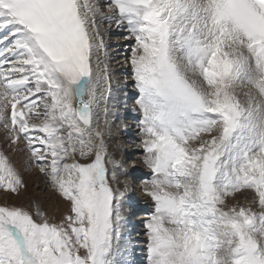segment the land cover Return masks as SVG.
I'll return each mask as SVG.
<instances>
[{"label":"snow or ice","instance_id":"snow-or-ice-1","mask_svg":"<svg viewBox=\"0 0 264 264\" xmlns=\"http://www.w3.org/2000/svg\"><path fill=\"white\" fill-rule=\"evenodd\" d=\"M143 134L147 264H264V0H111ZM93 0H0V124L70 204L0 206V264H129ZM243 97V98H241ZM111 164V170L108 168ZM24 182L0 152V190ZM245 203L240 204L239 198ZM236 201L230 203L229 201Z\"/></svg>","mask_w":264,"mask_h":264},{"label":"rangeland","instance_id":"rangeland-1","mask_svg":"<svg viewBox=\"0 0 264 264\" xmlns=\"http://www.w3.org/2000/svg\"><path fill=\"white\" fill-rule=\"evenodd\" d=\"M99 3H100V6L98 5L99 14L103 15V14H105V12H107L105 7H107L108 5L102 4V1H99ZM114 23H115L114 21H108V23L106 22L105 24H102V27L105 26V29L107 28V30H106L107 35H105L104 37H105V49H106L107 54H108L106 57L107 58L106 63H107V67H108L109 71L112 74V75H110V82L112 80V82H111L112 84L119 85L120 83L123 84V82H125L128 79V82H126L127 84L124 83V85L127 86V88L131 90V87H130L131 84L130 83H131V81L134 82V80L132 78H128V77H124V76L128 74V71H127L128 68L127 67L129 66L128 63H129V58L131 56V49L135 45V43L132 46H129V44H131V42L134 41L133 39L127 40V39L123 38L121 33L117 34L116 32H114V33L112 32L110 34V32L108 31V26H112L110 28V30L114 31L115 26L112 25ZM120 31H124V30L120 29ZM107 37H108V39H107ZM118 39H120L118 42V43H120L119 47L120 48L122 46L124 48L126 47L127 48V54H128L127 56L121 57L120 59L117 56L123 54L124 51H119V52H113L112 51V50H115L116 48H118V47L112 46L113 42H116ZM128 47H130V49ZM124 58H125L124 62H126L125 64H124V62L123 63L121 62V60ZM118 64L121 65V67L117 66ZM129 84H130V86H129ZM123 90H125V88H123L121 90L117 89L115 91H117L116 94H118V96H121L122 94H125V93H122ZM112 91L115 92L114 90H112ZM128 91L126 89V93ZM136 94L137 93L134 91V95H136ZM241 98H243V97H241ZM126 99H128V98H125V96H123L122 100L119 99L117 101V99H116L114 101L113 98L111 97V99H109L107 101V103L110 107V110H111L110 112H112L113 115L111 114V115H109V117L106 118L109 125L105 129V133L108 132V135H107L108 138L105 142H106V147H107L109 159L115 160V161L119 162L120 164H122L124 166L123 173H126V174L128 173V175L125 174V176H122V178L120 180L123 186H124V184H127L129 187V191L126 193V200H125V204H124V218H125L124 242L128 240L129 236H130V238H137L135 240L133 239L132 241L129 240V243L131 244V247H132L131 249L130 248L129 249L132 252H133L132 249L136 250V247H137L134 244H138V245H140L141 243L143 244V246L141 248L142 251H139V250L136 251V253H139V255H137L138 261L135 260V257H132V258L130 257L131 261H133L130 263L131 264L132 263L133 264H147V260H146L147 229L145 227V224L149 220L150 216L153 214V212L155 210V204H154V201H152V199L145 194V192L143 190L144 183L142 184V182H139V183H137L138 184L137 185L135 183L136 180L133 179V175L131 174L135 170L137 173L139 171V169H143L142 171H144L145 169L148 170V168L143 163V157H144L143 155L145 153L143 150L142 141L137 147L139 150L137 148H135L134 144L131 146V142L133 139H138L137 137H140V139L143 140V136L142 135L137 136L134 133H131L133 131H135V133H136L137 128L136 127L134 128V126H131L133 124L132 121H134V120H130V117H134V116L136 117V115L139 114V111L137 110V112H136V110H131V109H129L130 110L129 111L127 108H122V104H120V103L123 100H125L127 102ZM127 103H129V102H127ZM111 104H113L112 105L113 107L111 106ZM118 105H120V107H118ZM116 107L118 109H121V110L118 111V109ZM127 107L131 108L128 105H127ZM114 109H115V111H114ZM123 113H125L123 116L127 119L124 121V122H126V124L124 123L123 125H120V123H119V125H118L117 122H115L116 121L115 115L119 114L120 117H123L122 116ZM132 115H134V116H132ZM120 122L122 123V121H120ZM127 126H131V127L128 128ZM125 129H126V131H125ZM113 130L116 131V134H111V133H113L112 132ZM112 137H114L115 140H113ZM114 141H116L117 144L119 145L118 148L114 147L111 144ZM139 146L142 148L143 152H138V151H140ZM26 149H25V151H26ZM117 150L118 151L121 150L124 152L125 155L122 159H120L121 157L118 158V160L116 159L118 156ZM133 152H135V153H133ZM115 153H117V154H115ZM132 153L134 154L135 157H137L138 160H136V159L132 160L131 159V158H133V156L131 155ZM33 163H34V165H36L35 162H33ZM132 163L134 164V166H136L135 167L136 169H134V167L132 166ZM141 165H142V167H141ZM111 167H112L111 164H108V168L110 170H111ZM35 171L37 173V169ZM130 174L132 175V178L130 177ZM43 179H44V182L46 183V185H48L49 187L52 188V185H51L50 181L48 180V178L46 177ZM150 179H151V177L149 178V180ZM135 185H137V186L135 187ZM123 186L120 189H123ZM113 187H116L115 184L113 185ZM53 191L54 190L52 188V192ZM42 192H43V194L45 196V200L47 202L44 203L41 200L42 204L38 205L36 203V201L40 197L42 199V195H41ZM52 192H51V189L48 190L47 188L36 189L35 185H31L30 187L25 185V187L22 188L19 191V193H10V192L6 193L3 190H0V206L23 207L25 210H29V211H33V212H34L35 206H39L40 209L47 215V217L49 218V221L51 223H60L62 217L66 214H69L70 204L68 201L64 200L61 197V200L65 204L61 207H55L53 211L48 210V206L46 205V203H51L52 201H54L53 196H52ZM136 192L139 193L138 195H140V193H142L140 195V197L137 195ZM56 194L59 196L58 193H56ZM30 195L32 196L31 199H30ZM136 198H138V200H140L138 203L136 202L137 201ZM144 199H146V200H144ZM229 202L235 203L236 201L230 200ZM239 203L240 204L245 203V201L242 197L239 198ZM143 204H146L147 207L140 206ZM140 208H146V209L144 211H138ZM141 217H144V219H141ZM139 225H141V228H139ZM132 226H135L136 229L138 228V230L136 232H130V230H132V228H131ZM124 242H123V244H124ZM142 258H145V260L143 261ZM140 260H142V261H140Z\"/></svg>","mask_w":264,"mask_h":264},{"label":"bare ground","instance_id":"bare-ground-1","mask_svg":"<svg viewBox=\"0 0 264 264\" xmlns=\"http://www.w3.org/2000/svg\"><path fill=\"white\" fill-rule=\"evenodd\" d=\"M99 1H101V0H93V2L96 4V6H97V9H98V11H97V15H96V30L98 31V33H99V36L102 38V40H103V44H104V47L102 48V49H100L94 56H93V58H92V63H93V67L95 68L96 66H97V63H99V67L101 68V69H103L105 66H107V63H106V61H107V51H106V49H105V35H107L106 33H107V28L105 29V26L104 27H102V24H105L106 22L108 23V21H114L115 22V19H109L108 17L111 15V13H109V7L107 6V7H105L106 8V10H107V12H105V14H103V15H100L99 14V8H98V5L100 6V3H99ZM102 4H105L104 2H102ZM107 4V3H106ZM113 26H116V28H115V30L114 31H111L110 30V28L112 27V26H108V31L110 32V34L113 32H116L117 34H119V33H125V34H127L126 32H125V30H124V28L123 27H120V28H118L120 25H118L116 22L114 23V24H112ZM120 29H123L124 30V32L123 31H120ZM120 31V32H119ZM107 39H108V37H107ZM119 40L120 39H118L116 42H113V45L112 46H115V47H118V48H114L115 50H112L113 52H119V51H124L123 52V54H121V55H118L117 57L120 59L121 57H124V56H127L128 54H127V48L125 47H119L120 46V43H118L119 42ZM128 40V39H127ZM113 41V40H112ZM115 41V40H114ZM125 43V42H124ZM117 59V58H116ZM124 60H125V58L124 59H122L121 60V62L123 63L124 62ZM109 62V61H108ZM126 62H124V64H125ZM117 64V63H116ZM117 66H120L121 67V65H117ZM114 67V66H113ZM107 69H108V67H107ZM121 69V68H120ZM108 72L110 73V75H112L111 74V72L109 71V69H108ZM113 72V71H112ZM115 74V73H114ZM127 79V78H126ZM125 81V80H124ZM111 82H112V80H111ZM126 82H128V79L125 81V82H123V84H119V85H114V84H112L111 83V86H112V90H121V89H123V88H127V86H125L124 85V83H126ZM127 84V83H126ZM129 90V91H128ZM127 93H125V94H122L123 96H125V98H130V97H132L133 95H134V90L132 91V90H130V89H128L127 88ZM116 92L117 91H115V92H113L112 91V94H111V97L113 98V100L115 101L116 99H117V101L120 99V96H118V94H116ZM112 100V101H113ZM110 102V101H109ZM120 102V101H119ZM118 102V103H119ZM127 102H128V100H127ZM125 100H123V101H121V103L120 104H122V108H127L128 110L130 109V108H128L127 107V105L128 106H130L128 103H127ZM111 103V102H110ZM117 103V102H116ZM113 104H111V106H112ZM104 107H105V104H104V102L102 101L101 102V104H100V108H99V112H100V115H99V123H100V126L102 127V128H105V125H104V122H105V119L107 118V117H109V115L107 116V117H105V115H104V112H103V109H104ZM113 107V106H112ZM111 107V108H112ZM115 108V107H114ZM117 108V107H116ZM118 109V108H117ZM114 111H115V109H114ZM130 111V110H129ZM126 113V112H125ZM125 113H123L122 114V116L125 114ZM112 114V112H110V115ZM113 115V114H112ZM115 115V114H114ZM116 116V115H115ZM132 116H134V115H132ZM133 119L135 118V116L134 117H132ZM110 120V119H109ZM108 123H107V127H108ZM121 125H122V123H121ZM106 127V128H107ZM105 128V129H106ZM119 130V129H118ZM125 131H126V129H125ZM113 133H111V134H116V131H112ZM131 133H135V131H133V132H131ZM107 135H108V132H106L105 133V135H104V140L106 141L107 140ZM113 138V140H115V138L114 137H112ZM105 144H106V142H105ZM114 147H116V148H118L119 147V145L117 144V142L116 141H114L113 143H111ZM27 146H26V142L25 141H23V140H21L18 144H16V145H12L11 143H10V137H9V133H8V131L6 130V129H4L3 128V125L2 124H0V152H3L5 155H7L8 156V158H9V160H10V162L12 163V165L16 168V170H17V172L19 173V175L21 176V178H22V180H23V182H24V185H27V186H31V185H35V187H36V189H42V188H47L48 190H50L51 189V192H52V188L51 187H49L48 185H46V183L44 182V179L43 178H46L45 177V175H43L40 171H39V168L36 166V165H34V163H33V161L31 162V160H30V154L28 153V151H27ZM25 149H26V151H25ZM11 151V152H10ZM115 151V150H114ZM118 151V150H117ZM133 153H135V152H133ZM131 154L132 156H133V158H131L132 160L133 159H136V160H138L137 159V157H135L134 156V154ZM115 154H117V153H115ZM118 156H117V160H118V158H120V159H122L123 157H124V152L123 151H118V154H117ZM132 166L134 167V169H136L135 167L136 166H134V164L132 163ZM37 169V173H36V170ZM129 171V170H128ZM134 172H136V170L135 171H133V173ZM125 174L126 173H124V174H120L119 175V181L121 180V178H122V176H125ZM126 175H128V173L126 174ZM139 182H141V181H139ZM138 182V183H139ZM136 183V182H135ZM134 184V183H133ZM138 185V184H137ZM136 185V186H137ZM115 186L117 187V188H121L123 185H122V183H121V181H120V183H118V184H115ZM135 186V187H136ZM42 191V190H41ZM137 193V195L139 194L138 192H136ZM32 195V194H31ZM30 195V199H31V196ZM42 199H41V197L40 198H38L37 199V201H36V203L39 205V204H42V202H41V200L45 203V202H47L46 200H45V196H44V194H43V192H42ZM40 195V196H41ZM52 196H53V199H54V201H52L51 203H46V205L48 206V210H50V211H53L54 210V208L55 207H61V206H63L65 203L61 200V197L60 196H58L57 194H56V192H52ZM139 196V195H138ZM140 197V196H139ZM36 199V198H35ZM144 200H146V199H144ZM140 206H144V207H147L146 206V204H143V205H140ZM139 206V207H140ZM146 208H140L138 211H144ZM141 219H144V217H141ZM138 230V228L136 229V227L135 226H133L132 227V230H130V232H136ZM129 232V231H128ZM135 240V239H137V238H130V236H129V238H128V240L127 241H125L124 242V247H126V249H127V254H126V258H127V260L129 261V264H131L130 262H133V261H131V259H130V257L132 258V257H135V260L136 261H138V259H137V255H139V253H136V251L137 250H139V251H142L141 250V248H142V246H143V244L141 243L140 245H138V244H134L135 246H137L136 247V250H134V249H132L133 250V252L130 250L132 247H131V244L129 243V240L130 241H132V240ZM134 246V247H135ZM130 248V249H129ZM134 259V258H133ZM134 260V261H135ZM142 260L144 261L145 260V258H142ZM142 260H140V261H142ZM137 263V262H136ZM133 264V263H132Z\"/></svg>","mask_w":264,"mask_h":264}]
</instances>
